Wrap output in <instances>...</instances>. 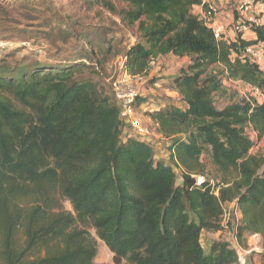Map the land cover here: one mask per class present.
Here are the masks:
<instances>
[{
  "label": "trees",
  "instance_id": "obj_1",
  "mask_svg": "<svg viewBox=\"0 0 264 264\" xmlns=\"http://www.w3.org/2000/svg\"><path fill=\"white\" fill-rule=\"evenodd\" d=\"M116 1L92 0L136 28L139 41L125 48L110 31H80L68 17L58 31L79 42L78 59L0 57V264H96L90 230L113 254L109 264H237L230 243L213 241L205 253L200 238L222 229L224 205L234 204L238 244L246 249L258 234L264 249V157L250 152L248 132L264 135V101L233 93L219 109L214 95L231 79L264 96V68L244 56L264 45V23L253 40L216 39L193 11L201 0ZM26 8L27 0H0V39L22 24L18 16L30 19ZM168 54L189 58L170 83L184 106L162 104L147 116L169 142L172 165L155 159L152 143L121 137L115 99L85 77L118 55L131 74L147 76ZM204 153L216 178L204 174Z\"/></svg>",
  "mask_w": 264,
  "mask_h": 264
},
{
  "label": "rangeland",
  "instance_id": "obj_2",
  "mask_svg": "<svg viewBox=\"0 0 264 264\" xmlns=\"http://www.w3.org/2000/svg\"><path fill=\"white\" fill-rule=\"evenodd\" d=\"M8 3H14L24 0H1ZM33 8H26L30 19H23L18 16L22 24L17 26H7L8 32H4L5 39L0 41L8 42L7 46L0 49V57L8 55L9 61L26 59H36L41 63L57 65L59 63H67L68 61L79 58V50L81 48L79 42L72 39L64 41L62 33L58 31L60 27H65L64 21L68 17H72L77 21L79 30L87 27L89 29L99 28L101 31H110L109 36L113 35V39H118L120 48H125L139 41L135 27L127 26L120 22L119 18L108 11L107 8L101 6L99 2L93 3L92 0H27ZM114 5H118L116 0H110ZM22 9V8H20ZM122 56L118 55L108 60L103 66V70L98 68L95 72L85 73V77L98 84L103 92L109 97H113L110 81L117 73L118 62ZM189 63V58L186 57L185 62L171 54L163 55L150 65L148 75L144 78L142 84V94L139 96L141 101L137 107V116L142 124L148 129L151 134L150 142L154 148L155 159L164 162L167 165H172L167 145L168 141L154 136V127L151 120L147 116L150 109L158 107L162 104H174L184 106L179 95L172 93L170 87L171 79L175 76L179 69ZM101 69V68H100ZM224 87L227 89L225 95H214V104L217 108L224 107L229 101V97L233 94L235 98L243 97L252 99L253 97L260 98L259 95H254L242 82H224ZM146 105V106H145ZM249 136L254 141L252 154H258L264 157V135L261 138H256L252 131H248ZM201 161L204 164L205 175L210 179L216 178L217 174L212 165L209 156L204 153L201 156ZM177 175V185L180 183L179 172L175 170ZM65 210L70 211L71 207L68 201H62ZM225 213L221 217V225L223 226L217 232H205L200 238V243L204 252L209 251L213 241L223 240L230 243L233 241V227L238 218V212L235 210L234 204L224 205ZM96 239L97 252L94 258L96 264L113 263V254L106 245L99 240L94 231L90 230ZM258 252H251L253 259L260 261L262 248V239L259 235ZM254 243L251 236L247 238V244ZM248 244L247 247H250ZM258 261V262H259Z\"/></svg>",
  "mask_w": 264,
  "mask_h": 264
},
{
  "label": "built area",
  "instance_id": "obj_3",
  "mask_svg": "<svg viewBox=\"0 0 264 264\" xmlns=\"http://www.w3.org/2000/svg\"><path fill=\"white\" fill-rule=\"evenodd\" d=\"M199 6L203 9V12L199 16L206 20L208 25L211 27L215 38H225V26L218 23L214 24L211 19L212 17L218 15L220 11L215 3V0H201V4ZM263 14L264 3H262L261 1L235 0L233 19L229 24V29L234 33V35L239 34L243 36L247 32H252L254 27L263 23ZM7 44L8 42L0 41V49L6 47ZM244 56L250 61L256 63L261 69L264 68V45L262 43H256L245 47ZM119 60L120 61L118 62L117 73L111 79L110 85L115 102L117 103L119 109V119L123 124L121 137H134L138 140L151 143V134L139 120L137 116V110L135 108L136 100L142 94L141 87L145 81V76L131 74L125 66V59L121 58ZM155 60H153L150 65H153ZM225 81L240 82L231 79H227ZM246 86L254 95H259L262 101H264V96L257 87L248 84H246ZM253 99L260 103V98L253 97ZM158 107L152 108L150 109V111L158 109ZM154 136L160 138V136L157 134H154ZM175 170L177 169L174 168V171ZM203 180V176L196 177L197 184H200L201 182H203ZM251 238L254 243H250V247L244 249L238 244L236 238L233 237L231 247L235 249L237 255V264H248V256L251 254V252L258 250L259 235H251Z\"/></svg>",
  "mask_w": 264,
  "mask_h": 264
},
{
  "label": "crops",
  "instance_id": "obj_4",
  "mask_svg": "<svg viewBox=\"0 0 264 264\" xmlns=\"http://www.w3.org/2000/svg\"><path fill=\"white\" fill-rule=\"evenodd\" d=\"M215 3H216V5L220 11H219L218 15L212 17L211 19H212L214 24L218 23V24L224 25L226 28V37L233 40L235 35L232 31H230L229 24L232 22V19H233V10H234L235 0H215ZM193 11H194V13L201 15V13L203 12V9L200 6H195ZM262 19H263L262 21L264 23V14H263ZM242 37H243V39H246V40H253V39H255V33L253 31L247 32ZM174 57H176V56H174ZM180 60L185 62L186 57H181ZM173 77H172V79H173ZM172 93L174 95H177V93L174 90H172ZM202 235H203V232L201 233V236ZM254 252H258V250L254 251ZM252 256L253 255H251V254L248 256V264H259V262H258L259 260L256 261V259H253Z\"/></svg>",
  "mask_w": 264,
  "mask_h": 264
}]
</instances>
